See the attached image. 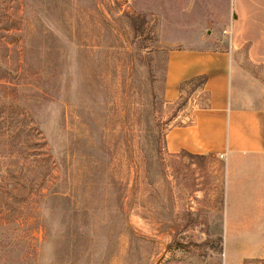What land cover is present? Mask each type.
<instances>
[{
  "label": "rangeland",
  "instance_id": "obj_1",
  "mask_svg": "<svg viewBox=\"0 0 264 264\" xmlns=\"http://www.w3.org/2000/svg\"><path fill=\"white\" fill-rule=\"evenodd\" d=\"M231 12V0H0V264H264L245 228L255 180L229 198L224 158L164 142L201 95L179 113L164 100L169 46L228 48ZM247 31L235 59L264 111V25Z\"/></svg>",
  "mask_w": 264,
  "mask_h": 264
},
{
  "label": "crops",
  "instance_id": "obj_2",
  "mask_svg": "<svg viewBox=\"0 0 264 264\" xmlns=\"http://www.w3.org/2000/svg\"><path fill=\"white\" fill-rule=\"evenodd\" d=\"M244 4L245 0H231L232 19L224 23V34L230 32L232 38L228 48H210L205 44L169 46L164 88L166 103L173 104L179 99L182 83L206 75L205 90L210 93V106L192 108L193 123L172 126L166 131L164 142L166 150L172 154L185 150L224 158L229 198L234 195V189L240 194L237 188L246 178L255 180L254 196L246 210H249L250 220L245 228L264 242V111L256 95L241 87L242 72L235 59L239 47L253 40L245 37L249 26L264 25V11L250 10ZM254 5L260 8L259 0H251V8ZM262 7L264 9V5ZM215 39L216 35L210 31L207 38H198L200 42Z\"/></svg>",
  "mask_w": 264,
  "mask_h": 264
},
{
  "label": "trees",
  "instance_id": "obj_3",
  "mask_svg": "<svg viewBox=\"0 0 264 264\" xmlns=\"http://www.w3.org/2000/svg\"><path fill=\"white\" fill-rule=\"evenodd\" d=\"M208 80V77L206 75H201L192 79H189L187 81H185L184 83L181 84L180 86V97L179 99L175 102L176 104V109H177V113L182 112L184 109H186L187 105H188V101L190 98L191 94L200 92V100L197 103V106L199 108H208L210 106V93L205 90V84ZM188 91H186V89H188ZM186 95H185V94ZM193 123V119L192 117L187 121V122H180L177 123L175 125H189ZM184 153H186L189 156L192 157H206L207 155H198V154H192L189 153L187 151H182Z\"/></svg>",
  "mask_w": 264,
  "mask_h": 264
}]
</instances>
